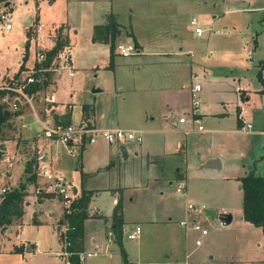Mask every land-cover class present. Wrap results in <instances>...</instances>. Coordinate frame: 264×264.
<instances>
[{
	"label": "crops",
	"instance_id": "crops-1",
	"mask_svg": "<svg viewBox=\"0 0 264 264\" xmlns=\"http://www.w3.org/2000/svg\"><path fill=\"white\" fill-rule=\"evenodd\" d=\"M14 1L8 0L4 6L11 11L15 3ZM35 1L38 7L39 0ZM52 1L49 0L50 3ZM84 1L89 2V5L91 4L86 10L89 11L87 17L88 25L91 29L89 44L87 46H107L106 44L91 40L93 25L95 23H102L105 20V15L109 11L113 10L117 14L119 12L116 9L114 10L111 0ZM77 2L78 0H66L68 8H73ZM97 2L98 4H96ZM220 2L228 3L229 0H204V5H211L209 6L210 8H215L217 3ZM235 7L234 10H248L252 8L254 11L262 10L264 12V1L248 7H242L240 2H237ZM225 11H230V9H225ZM36 12L38 14V11ZM214 16L217 17V14H214ZM192 17L196 16L193 14L188 16L189 24ZM34 21L30 17L26 18V22L29 23L28 28L33 26ZM257 21L260 27H253L249 30V39L243 38V43H250L252 51L258 55L257 62L253 63V68H232L231 70L223 71L218 76L206 78V81H203L205 83V90H202L201 87L198 92L192 91L193 87L198 85L193 83V79L198 76L199 68L193 67L190 52L184 50L183 47H180L179 51L173 54L167 52L166 48L160 49V47H157L156 51L152 49L150 51L146 48L147 45L144 44V41L135 32L133 21L132 30L135 35V41L127 34V28L120 27L121 33L118 39L122 41L124 37L126 41H131V43L133 41V44L137 46L139 52L136 55L128 56V58L145 57L143 61L137 58L136 61H130L128 64L129 68L132 69L129 72L133 86L124 84L123 81L117 86L116 72L120 64L116 63L115 58L113 68H108V62L102 69L98 68L96 76H99V74L104 75L105 73L113 75L115 81L114 92L117 97L122 96V100H124L123 97L126 95L129 87L133 88L135 93H143L139 104L133 109L135 118H129V110L126 111L121 108L120 110L122 111L119 112L118 117L112 119L110 122L103 121L101 116H97L95 105L90 98L88 102L80 104L81 122L79 124L83 123L99 129L121 128L138 132H142V130L148 127L147 130L149 133L157 134L155 129H153V123L156 120L162 121L165 124L166 130H168L166 132H169L170 135H168V138L164 136V140L160 145L163 153L157 156L159 157L158 159H152L154 156L149 153V150L141 142L140 144L138 143V146H135L136 143L134 141L109 145L104 140L98 139L94 144L76 148L74 154L69 153L61 144H48L44 140L34 142V153L41 151L46 154V158L42 164L46 165L54 174L62 177L65 183H68L66 178L74 182V185L68 184L73 186V194L76 195L75 199L79 197L82 190L93 192L88 202V218L84 220L83 236L84 252L95 253L90 258L102 255V259L106 264H123L119 246L115 242H108L106 238L107 232L114 229L117 225L116 221L111 219V216L118 199H120L123 204L122 232L126 229H132L134 226L141 228L138 238L135 241H127L125 239L126 237L122 234V248L125 255H127L128 264H191L188 258L192 253L189 250L188 244L193 231L190 228L180 226V222L184 221L186 217L180 215L177 218V226L172 227L168 223L173 220L170 212H166L164 218H159L154 208L149 210L148 207L144 206H142V209L140 207H134L136 198L140 199V201H146L145 199L151 190L157 192L162 197L166 186L174 185L173 182L177 184L176 190L179 183H182L185 185V192L190 193L188 189L189 180L190 178H194L200 184L197 185L195 192L193 190L191 191V197L200 204L202 203L203 206L212 207L210 209L211 211L212 209L215 210L214 218H216L219 216V212H230L229 206L220 194H210L209 188L206 184L203 185L202 181H213L216 183L227 182L230 184L237 182L240 184L239 190L242 193L240 178L252 172L264 177V96L259 94L262 87L256 77L257 71L261 68L262 76L264 77V15L262 17L259 16ZM118 23L123 25L121 22ZM62 24L70 27L68 20L62 22ZM227 27L225 25L223 28H214L213 30H209V27H204L203 33L208 32L205 43L207 48L210 47L211 36L214 33L225 34ZM11 28L12 25L10 28H5L4 30ZM28 28L27 26L25 27L26 31L22 37L23 39L18 37V46L14 47L15 50L7 52V50L4 51L3 47L0 46L3 52H6L5 57L2 53L0 56V87H6L12 84L16 85L20 81H23L36 63L37 52L33 45L35 54L31 56V60L28 49V58L24 64L27 70L21 73L17 81L8 84L7 81L21 67L20 65L26 52L25 47H28L29 43L33 44L32 36L28 38ZM75 31L77 32L78 30ZM40 32L43 35L46 34L42 23ZM203 33L198 35H202ZM49 35V38L44 37V48L47 50L51 49L54 45V40H51V34ZM107 47L109 50V46ZM64 50L65 48L59 53L57 61H59L62 55L61 53H65L70 62L72 48L70 50L67 48V51ZM147 54H150L151 57L147 58ZM116 56L118 55L116 54ZM165 65H175L176 82L173 83L172 80L167 82L165 80H158V74L154 69ZM61 70L51 72V80L44 91L45 95L52 94L54 96V102L47 103L43 100H38L33 107H24V109H28V115L31 117H26V115L22 117V113V115L11 119V122L20 120L22 125L21 135L24 139L32 140L33 136L35 137V134L42 130L43 123L50 126H60L57 124L60 121L59 116H62V112L61 110L58 111L59 102L56 100L55 92ZM147 70L152 71L147 73ZM72 71L74 73L75 69H72ZM202 74L207 77L209 76V71L203 69ZM73 76L69 75L71 78ZM160 83L164 84L162 85ZM163 87L171 89L170 94L172 95L166 96L163 99L159 94H157L158 98L150 96L151 91L155 90L156 93L158 91L161 92ZM105 88L109 89L110 85L104 84L103 79H101V83L97 82L93 85L91 93L94 95L92 97V99H95L94 102L97 101L95 94L104 92ZM181 95L185 97L183 102H180ZM170 97L175 98L171 99ZM209 98L214 99L215 103L213 105L209 104ZM68 105V108H72L70 104ZM177 108H182L187 116L184 114L175 116L176 114L174 113ZM205 109L211 112H205ZM7 111L9 112V110ZM182 116H185L186 119L185 122L180 123L179 119ZM25 118H30L32 121L23 123ZM193 118L200 119V123L203 126L202 130L198 131V125L193 124ZM182 125H184L182 130H175L177 126ZM247 125L251 127L248 128ZM12 127L13 129H10L9 132H14L15 124H12ZM30 129H33L32 133H30ZM25 131L26 134L23 135ZM178 134L183 135L180 136ZM203 134L210 135L214 143L217 141L216 145H213V152L199 153L197 148L200 150V145H191L193 143L190 140L191 137L197 139L199 135L201 136ZM11 141L12 139H8V141L0 142L4 147L2 149L4 155L1 168L5 172V176L0 177V183L12 189L23 179L25 170L24 161L17 162L19 155H16L17 151L12 150ZM119 149L122 151V155H120ZM13 155L16 157V160H13ZM56 155H58L57 158ZM170 155L174 156L175 161L169 165V171H167V163H165L166 156L168 157ZM210 159H217V163L214 164L215 167L202 166ZM135 160H140L139 166L142 169L141 173H144V182L141 185H127L126 181L136 174L134 169L130 168ZM143 162H145V165ZM137 173L139 174V172ZM45 183V178L43 179L39 176H36L34 182H28L27 184L25 182L20 183L26 184L25 186L27 188L24 199V214L19 221L14 222L7 229L0 232V253L13 252L22 254L24 252L28 253L33 250H39L40 244L38 241L30 243L29 241L24 242L20 240V243H14V240H12L13 235L18 236L19 231L22 230L25 224L24 216L27 212H30L31 222L39 226L45 224L50 226L56 239H58L64 205L61 203L59 196L45 187ZM156 184L160 186L154 188ZM204 189H207L208 192L203 191ZM241 200L243 202V199ZM218 209L220 211L216 212ZM240 217L241 221H244L249 226H253L243 219L242 204ZM233 220L234 217L232 222ZM230 224L222 223L224 226H229ZM258 228L261 229V227ZM156 229L164 237L165 245L154 243V238L157 236ZM150 232L154 234V238L148 242ZM7 242L9 244L11 242L10 249H4ZM58 245L61 247L60 239H58ZM257 246L260 248V252H255V254L249 256V259H245L247 264H264V259L260 256L261 252L264 253V244L262 247H260L261 244H257ZM45 253L49 254V251H45ZM56 253L57 251L54 252V254ZM61 257L65 260L64 256ZM182 260L184 262H181ZM221 262L235 264L234 262L236 261L224 258L221 259Z\"/></svg>",
	"mask_w": 264,
	"mask_h": 264
},
{
	"label": "rangeland",
	"instance_id": "rangeland-1",
	"mask_svg": "<svg viewBox=\"0 0 264 264\" xmlns=\"http://www.w3.org/2000/svg\"><path fill=\"white\" fill-rule=\"evenodd\" d=\"M263 1L264 0H229L228 3L220 2L217 3L215 8H210L209 6L211 5H204V0H111L114 10L116 9L119 12L117 14V12L114 11L117 21L124 25H121L124 29L134 27L135 32L141 40L144 41V44L147 45L146 48L148 50L156 51L157 47H160V49L166 48L167 52L173 54L178 52L180 47H183L184 50L190 52L193 67L199 68L198 76L195 79L192 78L193 83L200 84L202 90H205V83H203V81L205 82L206 78L218 76L223 71L225 72L232 68H253V63L257 62L258 55L252 51L250 43H243V38L249 39V30L253 27H260L257 19L259 16L262 17L264 12L262 10L254 11L252 8L248 10H234V8H236L235 4L237 2H240L242 7H248L260 4ZM14 2L13 8L10 11V13H12V28L4 30L0 25V46L3 47L4 51H13L15 50L14 47L18 46V37H23L26 31L25 27L27 26L28 28L29 25V23L26 22L27 17H30L32 21L35 20L33 26L27 29L28 38L34 35V25L38 21L44 25L45 32L51 34V40H55L58 31L62 30L67 38V45L64 46L65 50L67 51V48L69 50L72 48L70 62H68L66 67L62 68L63 66L59 62H54L56 69L59 70L62 68L55 92L56 100L59 102L58 111L61 110L62 115L68 110L73 125L79 124L81 122L80 104L88 102L91 98V101L95 105L97 116H101L103 121L110 122L112 119L118 117L119 112L122 111L120 110L121 108L126 111L129 110V118H135L133 109L139 104V100L142 99L143 93H135L133 88L129 87L126 95L123 97L124 100H122V96L117 97L114 92L115 81L113 75L105 73L104 75L99 74V76H96L98 68L102 69L103 66L108 64L109 50L107 46L103 45L87 46V44H89V34L91 32L87 17L89 11H86L91 5L88 4L89 2L78 0L73 8L67 7L66 0H53L51 3L49 0H39L38 7L35 0H15ZM96 4H98V2ZM225 9H230V11L224 12ZM36 11H38V14ZM192 14L196 16L198 24L201 27H209V30H213L214 28H223L226 25L228 26L227 32L225 34L214 33L210 38V47L207 48L205 43L208 32L202 35L196 34L195 26L189 24L188 20V16ZM214 14H217V17H213ZM67 20L70 22V27H66L62 24V22H66ZM75 30L78 31L76 32ZM116 43H127V41L124 37L122 41L117 38ZM133 45L135 46V44ZM27 48L29 49L30 58L32 60L31 56H34L35 48L32 43H29ZM1 50L0 48V56L2 53L5 57L6 52ZM61 54V58L68 59L67 54ZM146 57L148 58L151 56L147 54ZM137 58L143 61L145 57L140 56L134 59L121 58L119 55L115 57L116 63L120 64L116 72L118 81L117 86H119L122 81L124 84L133 86V81L130 78L129 72L132 71V69L129 68L128 64L130 61H136ZM249 58H251V60H249ZM175 65L156 67L154 71L158 74V80H165L166 82L172 80L173 83L176 82ZM70 68L75 69L72 78L69 77ZM203 69L209 71V76L205 77L206 75L204 76L202 74ZM150 71L152 70H147L146 72L148 73ZM101 79H103L104 84L110 85V88H105L104 92L95 94L97 101L94 102L95 99H92L94 95H92L91 91L93 85L97 82L101 83ZM21 82L22 81L19 83ZM160 84L163 85L164 83ZM165 87L162 88L161 92L158 91L156 93L155 90L151 91L150 96L158 98L157 94H159L163 99L166 98V96L172 95L170 94L172 90ZM181 97L180 102H183L185 97H183V95H181ZM170 98L173 99L175 97ZM208 101L211 105L215 103L212 98H209ZM68 104H70L72 108H68ZM24 107H26V105L21 107V111H23L22 117L25 115L26 117H31L28 115V109H24ZM205 112L211 111L205 109ZM174 114H176L175 116L181 114L186 115L182 108H177ZM31 121L32 119L25 118L23 123ZM14 122H12V124H15L14 132L8 131L7 134L12 137V150L17 151L16 155H19L17 162L24 161L25 164L27 160L35 156L32 148L33 138L32 140L24 139L21 135L22 125L20 120L18 119ZM164 125L162 121H154L153 129H155L157 134L149 133L147 130L148 127L142 130V132L135 131L136 133H141V143L149 150V153L154 156L152 159H158L159 157L157 156L163 153L162 147V151L160 149L161 142H163L164 136L168 138V135H170L169 132H166L168 130H166ZM183 128L184 125L177 126L175 130L178 131ZM29 131L32 133L33 129ZM25 134L26 131L23 132V135ZM178 135L182 136L183 134ZM190 140L193 142L191 145H200L201 149L199 150L197 148V150L199 153L202 152L203 154L206 152H213V145L215 146L217 143V141L214 143L210 135L206 134L199 135L197 139L191 137ZM134 142L136 143L135 146H138V142ZM119 153L120 155L123 154L120 149ZM168 157L166 156L165 162L167 163V171H169V165L175 161L173 155ZM12 158L16 160L14 155ZM130 161L132 160L130 159ZM143 164L145 165V162H143ZM139 165L140 160H135L133 162L130 168H133L136 174L134 176L131 175L132 177L126 181L127 185L143 184L145 177L144 173H141L142 169ZM137 172H139V174ZM26 177L27 174L23 176V179L18 182L15 188H17L20 183L25 182L27 184L28 181L25 180ZM66 180L71 185H74V182L70 179L66 178ZM189 182L188 189L190 193H186L185 189L182 192H177V184L173 182L174 185L166 186L162 197L158 195L157 192L151 190L145 199L146 201H140V199L136 198L134 207H140V209H142V206H144L148 207L149 210L154 208L159 218H164L165 213L170 212L171 216H173V220L168 223H170L172 227L177 226V218H179L180 215L185 216L189 220L196 219L207 230V235L201 236L199 232L195 231L191 233L188 244L189 250L192 253L188 258L191 264H231L229 262H221V259L224 258L236 261L234 262L235 264H247L245 259H249V256L255 254V252H260V248L257 244H261L260 247L263 246L264 234L260 228L249 226L240 219L242 204V193L239 190L240 184L237 182L234 183L233 181L232 184L227 182L216 183L213 181H202L203 185L206 184L209 188L210 194H220L225 200V203L229 206L230 212L228 213L233 215L234 220L229 226H224L220 218H211L206 214L205 210L212 207L203 206L202 203L200 204L191 197V191L193 190L195 192L197 185L200 183L194 178H190ZM4 186L8 188L7 185ZM159 186L160 185L156 184L154 188H158ZM9 189H11V187ZM161 191L163 192L162 189ZM203 191L208 192L207 189ZM189 200L191 201L190 203L194 205V209L192 210H188ZM212 211L215 212L213 209ZM219 211L218 209L216 212ZM24 222L25 224L22 230L19 231L18 236L13 235L12 240H14V243H20V240L24 242L29 241L30 243L38 241L40 244L39 250H33L28 253L24 252L22 254L13 252L0 253V264H65L64 258L62 259L61 257V247L58 245V239H56L52 228L46 224L39 226L31 222L30 212H27L24 216ZM156 235L157 236L154 238V234L150 232L148 242L154 238V243L165 245V239L162 234H159L157 229ZM125 239L127 241H135V239ZM197 240L201 241L199 247L195 245ZM10 246L11 242L10 244L7 242L4 249H10ZM45 251H49V254L45 253ZM55 251H57L56 254H54ZM212 256L213 258H211ZM260 256L264 259V253L261 252ZM102 257V255H98L97 257L88 258L84 263L106 264ZM181 262L184 261L182 260Z\"/></svg>",
	"mask_w": 264,
	"mask_h": 264
},
{
	"label": "trees",
	"instance_id": "trees-1",
	"mask_svg": "<svg viewBox=\"0 0 264 264\" xmlns=\"http://www.w3.org/2000/svg\"><path fill=\"white\" fill-rule=\"evenodd\" d=\"M8 0H0V9ZM121 25L116 19V13L109 11L105 15V20L102 23H95L93 25L92 41H97V43L106 44L109 46V69L113 68L115 53L116 39L121 33ZM127 34L132 37L135 41V35L131 27L127 28ZM67 45V38L62 33V30L58 31L57 37L54 40V45L51 49L47 50L45 53V59L41 61L40 64L35 63L36 69L41 68H53L54 62L57 61L59 53ZM23 56L21 67L19 71L7 82L12 84L17 81L23 73L27 70L24 66L28 58V48ZM262 68L257 71L256 77L261 84L260 95L264 96V77L262 76ZM46 85L49 84L52 74L49 71L44 72ZM40 89L39 84H29L26 88L27 92H35ZM14 96V92L5 90L0 87V142L8 141L11 139L7 133L10 129H13L11 119L22 115L23 111H9L6 115L8 105L3 101L6 96ZM85 110V107H84ZM60 121L57 125H69L71 124L70 112L67 111L64 115L59 116ZM5 126V127H3ZM4 155L3 151L0 150V156ZM35 163V156L27 160L24 164L25 175L27 174L26 181L34 182L36 180V173L33 170V165ZM241 189H242V217L246 222L251 223L253 226L261 227L264 234V177L256 175L254 172L245 175L240 178ZM25 184H20L17 188L9 189V191L0 197V232L7 229L14 222L19 221L24 214V199L26 196ZM93 192L82 190L78 198L74 199L71 203V212L69 214L63 213L61 222V227L63 224H68L69 229L66 232V237L70 241V245L67 247L69 252L68 260L70 264H81L79 261L78 254L83 252V241H84V220L88 218V202ZM122 209L123 204L120 199H118L116 206L114 207L111 219L115 220L117 225L112 232L114 234V242L120 248V255H122L123 264H128L127 255L122 248L123 237H122ZM59 228V232L61 230ZM62 236L58 233V239L60 243L62 241Z\"/></svg>",
	"mask_w": 264,
	"mask_h": 264
},
{
	"label": "built area",
	"instance_id": "built-area-1",
	"mask_svg": "<svg viewBox=\"0 0 264 264\" xmlns=\"http://www.w3.org/2000/svg\"><path fill=\"white\" fill-rule=\"evenodd\" d=\"M190 24L195 26V32L196 34H201L204 31V28L201 27L198 24V20L196 17H192L190 19ZM0 25L1 28H10L12 25V13L4 6L0 10ZM35 33L32 36L33 45L36 48L37 57H36V63L40 64L41 61L45 59V53L47 51L46 48H44V37L49 38V33H46L43 35L40 32L41 23H36L35 25ZM116 53L124 58H128V56L132 54H138V50L136 46H134L131 41H127V43H116L115 44ZM59 62L64 68L67 66L69 60L67 58H61L59 59ZM61 68V69H62ZM71 69V68H70ZM58 69L55 67L53 68H41L36 69L35 66H33L30 69V73L25 77V79L16 85H8L6 87H2L3 89H7L9 91L14 92V96L9 97L8 95L3 98V101L6 102L8 105L9 111L15 112L21 110V107L24 105L33 107L36 101L43 100L47 103L54 102L53 98L54 96L52 94L45 95L44 91L46 90V83L45 82V76L44 72H55ZM72 69L69 72L70 76H73ZM29 84H39L40 89L35 92H27L26 88ZM201 86L200 84L195 85L193 87V92H198L200 90ZM193 96H195L193 94ZM186 117L182 116L179 119V122H185ZM193 124L198 125L197 129L202 130L203 126L200 123V119L193 118ZM248 128H250V125H247ZM102 139L107 144H117V143H125L130 141H136L140 143L142 141L141 133H136L135 131L131 130H125L121 128H112V129H99L94 128L92 126H88L86 124H69V125H60V126H50L45 123L42 124V130L41 132H38L35 134V137H33V145L32 148L34 150V142L39 140H44L48 144H58L63 145L66 150L74 154V150L78 147L87 146L94 144L96 140ZM2 151V150H1ZM58 155H56V158ZM3 155L0 156V177L5 176V172L1 168V162H2ZM46 158L45 152L38 151L35 153V163L33 165V170L35 171L36 175L39 177L45 178L46 183L45 187H47L48 190L56 194L60 197L61 203L64 205L63 213L69 214L71 212V206L72 202L75 199L76 195L73 194V187L66 184L64 182V179L62 177H59L57 174H54L52 170H50L46 165L42 164L43 160ZM184 184L179 183V186L177 187V192H182L184 189ZM9 191V188L5 187L0 183V197L6 194ZM194 209V205L189 203L188 204V210ZM180 226L183 228H190V230L199 232L201 236L207 235V230L196 220H189L184 219V221L180 222ZM69 226L68 224H63L61 227V230L59 234L62 236L61 241V250L62 254L61 256L65 257V264H70L68 257L69 252L67 250V247L70 245V241L66 237V232L68 231ZM140 233V227L135 226L132 229H126L122 232L124 237H126L128 240L136 239L138 238V235ZM114 234L112 230H109L107 232V240L108 242H114ZM195 245L199 247L201 245V241L197 240L195 242ZM95 255L94 252H80L78 254L79 261L81 264H83L88 258Z\"/></svg>",
	"mask_w": 264,
	"mask_h": 264
},
{
	"label": "water",
	"instance_id": "water-1",
	"mask_svg": "<svg viewBox=\"0 0 264 264\" xmlns=\"http://www.w3.org/2000/svg\"><path fill=\"white\" fill-rule=\"evenodd\" d=\"M7 114H8V111L6 112V115ZM3 127H5V126H3ZM2 149H4L3 144H0V150H2ZM215 163H217V159H210V160L206 161L202 166H204V167H215V165H214ZM206 214L209 217L214 218L215 212L211 211V210H206ZM218 218H220V220L223 224H230L232 222V219H233V217L230 213H225V212L220 213Z\"/></svg>",
	"mask_w": 264,
	"mask_h": 264
}]
</instances>
